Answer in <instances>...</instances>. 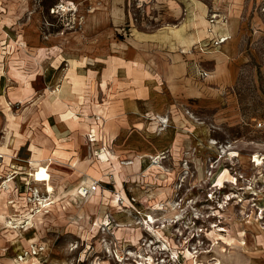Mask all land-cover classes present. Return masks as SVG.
Instances as JSON below:
<instances>
[{"label": "rangeland", "instance_id": "rangeland-1", "mask_svg": "<svg viewBox=\"0 0 264 264\" xmlns=\"http://www.w3.org/2000/svg\"><path fill=\"white\" fill-rule=\"evenodd\" d=\"M5 142L0 264H264V0H0Z\"/></svg>", "mask_w": 264, "mask_h": 264}, {"label": "crops", "instance_id": "crops-1", "mask_svg": "<svg viewBox=\"0 0 264 264\" xmlns=\"http://www.w3.org/2000/svg\"><path fill=\"white\" fill-rule=\"evenodd\" d=\"M226 37V39L228 38V36H225ZM225 39V40H226ZM225 40H223V41H225ZM53 145H54V148H55V144H54V142H53ZM27 150L28 151H31V158L29 159V163H28V165H33L32 163V161H35L36 159H38V158H42V157H38V150H36V146H35V142L34 141H32L31 143H30V146L27 148ZM5 156V155H4ZM9 156H13L12 154L11 155H9ZM35 167V166H34ZM28 170H32V169H27V170H25V171H23V172H21V173H24V174H27V175H29V177H30V175L32 176L35 172H33V171H31V172H27ZM14 171V170H13ZM12 171V172H13ZM33 173V174H32ZM1 175V174H0ZM29 177H27V178H29ZM35 177V176H34ZM34 181H37V182H35L36 184H38V185H45V184H47V185H50V187H51V190L53 191L54 190V185H53V182H52V177H51V173H50V171L48 172V178L47 179H44V180H36L35 178H34ZM6 183L8 182V181H5ZM9 202H11V201H9ZM248 262V260H240V261H235L234 263H236V264H246Z\"/></svg>", "mask_w": 264, "mask_h": 264}, {"label": "bare ground", "instance_id": "bare-ground-1", "mask_svg": "<svg viewBox=\"0 0 264 264\" xmlns=\"http://www.w3.org/2000/svg\"><path fill=\"white\" fill-rule=\"evenodd\" d=\"M226 39V37H222L221 39H220V41H223V40H225ZM57 139H55V141H56ZM57 145H61L59 142H58V144ZM11 149V148H10ZM10 149H9V147H8V145H7V142H5L4 144H2V145H0V154H9V153H11L10 152ZM8 150H9V152H8ZM12 150V149H11ZM63 151V150H62ZM62 151H60V152H62ZM63 154H64V151H63ZM60 155V154H59ZM60 157H67V155H63V156H60ZM74 160V159H73ZM73 160H72V162H73ZM74 162H75V160H74ZM72 164V163H71ZM6 181V180H5ZM8 181V180H7ZM7 184V183H6ZM6 184H4V185H6ZM30 218V217H29ZM151 219H153V218H151ZM14 225V224H13ZM9 229V228H8ZM22 230V229H21ZM23 230H24V228H23ZM14 231V230H13ZM246 242H243V244H245ZM149 264H151V263H149Z\"/></svg>", "mask_w": 264, "mask_h": 264}]
</instances>
